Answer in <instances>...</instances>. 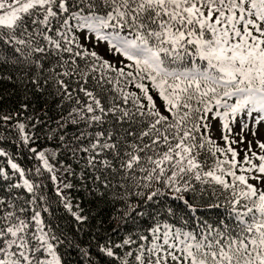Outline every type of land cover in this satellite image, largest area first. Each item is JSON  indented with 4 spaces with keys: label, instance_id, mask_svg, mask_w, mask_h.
<instances>
[{
    "label": "snow or ice",
    "instance_id": "obj_1",
    "mask_svg": "<svg viewBox=\"0 0 264 264\" xmlns=\"http://www.w3.org/2000/svg\"><path fill=\"white\" fill-rule=\"evenodd\" d=\"M6 8L0 29L8 31L0 41L10 47L0 50V66L15 65L35 90L43 94L51 88L58 104L69 102L66 118L77 126L83 122L75 139L82 142L79 150L101 195L116 177V187L129 181L150 189L155 182L182 193L190 187L185 177L191 176L231 189V221L206 225L198 235L161 234L156 227L150 247L118 256L114 249L136 243L125 239L101 246V252L120 264H129L128 257L135 264H167L169 258L175 264H264V155L251 141L243 161L231 146L217 148L231 160L204 170L194 154L204 146L194 135L202 128L201 140L215 143L207 135L209 113L221 122L229 145L245 142L228 140L230 122L239 116L241 132L248 129L264 151L259 127L264 124V0H0V11ZM26 23L34 26L31 32ZM100 43L118 54L115 62L94 50ZM129 84L139 92L127 90ZM253 158L261 163L252 164ZM11 167L23 177L15 163ZM234 169L255 174L237 175ZM23 187L32 193L28 180ZM159 193L151 191L147 199ZM10 207L0 198V264H60L43 228L42 235L29 234V223ZM32 219L41 224L38 212ZM40 251L52 260L37 256Z\"/></svg>",
    "mask_w": 264,
    "mask_h": 264
},
{
    "label": "trees",
    "instance_id": "obj_2",
    "mask_svg": "<svg viewBox=\"0 0 264 264\" xmlns=\"http://www.w3.org/2000/svg\"><path fill=\"white\" fill-rule=\"evenodd\" d=\"M28 19L24 15V20ZM25 26L29 32L34 27L30 23ZM7 31L0 29V35ZM4 47L10 46L0 41V50ZM127 90L139 92L131 84L127 85ZM58 100L51 88L43 94L35 90L15 65L0 66V117H11L9 120L0 118V153H4L0 155V169L4 173L0 175V198L11 206L8 210L14 209L29 223V234L36 232L32 217L39 213L40 226L43 233H47L48 243L60 264H120L119 260L101 252L100 247L120 244L125 239L135 241L130 248L126 245L114 249L122 257L129 250L137 252L140 245L148 247L153 228L170 226L198 235L206 225L232 220L228 203L232 199L231 189L225 190L214 182L201 183L191 176L185 177L190 187L182 193L155 182L150 189H137L129 181H124L123 187H116L120 180L116 177L113 187L103 189L104 195H101L93 183L94 173L87 166L86 154L79 150L82 142L75 139L84 131L83 122L80 126L68 122L69 102L58 104ZM20 124L24 125L23 130L18 127ZM134 127L139 130L141 125ZM194 135L197 142L204 143L203 147L194 148L201 167L204 170L216 167L220 158L211 144L201 140L205 130L202 128ZM46 148L54 150L53 160L57 164L69 167L65 190L68 205L58 194L50 174L40 165L37 155ZM9 161L18 166L23 177L12 169ZM24 180L33 185L32 193L23 187ZM16 184L21 187H14ZM180 186L183 187V182ZM156 189H160V193L148 200L147 194ZM138 191L144 195H136ZM114 193L124 198H116ZM141 236L147 239L141 240ZM37 256L45 257L42 251L37 252ZM127 259L129 264H135L132 257Z\"/></svg>",
    "mask_w": 264,
    "mask_h": 264
},
{
    "label": "rangeland",
    "instance_id": "obj_3",
    "mask_svg": "<svg viewBox=\"0 0 264 264\" xmlns=\"http://www.w3.org/2000/svg\"><path fill=\"white\" fill-rule=\"evenodd\" d=\"M8 3H11V0H7ZM10 9H5L3 11H0V15H3L4 11H9ZM79 42L81 43H85L87 44V41L84 40H80ZM94 44L96 43L95 41L93 42ZM95 51H97L99 53L100 56H102L105 60H109L112 62H115L117 59L118 54L113 53L111 51L108 50V45L104 44V43H100L98 47L94 48ZM153 96H155V93H152ZM232 101H229V103H231ZM163 110V109H161ZM210 127H211V132L208 133L207 135L210 136L211 140H213L215 143L211 144L212 145V149L215 150V152L217 153V155L219 156L220 160H231V155L229 154H221V152L216 151L217 148L220 149H226L227 147L231 146L234 150L237 151L238 155H237V160L238 161H243L244 159V155H245V151L247 149V143L249 141L252 142V149L260 154V155H264V151H262L259 147H257L256 144V140L257 137L253 136L248 129H244L243 132H241V119L238 116L236 119L235 123H231L230 122V127L232 128V133L230 135H228V140L229 141H240V140H244V143H232L229 145V143L225 142V140L223 139V136L226 134L225 131L222 129V124L219 121V119H212V114L209 113V121H208ZM251 123H250V127H251ZM262 132V136L260 137L261 140H264V124L259 126ZM240 133L239 136H237L236 134ZM40 153H43V159L40 158L39 153L37 155L40 165L42 167V169H44L45 171H47L51 178L52 181L54 183V186L58 192V194L61 196V198L64 200L65 204L68 205V201L66 198V193L65 190L67 188V173L69 171V167L65 166L63 164H57L53 158H54V150L50 149V148H46L44 150H42ZM248 155L251 157L252 153L249 152ZM252 164L258 165L261 163V161L256 160L255 158L252 159L251 161ZM225 168L228 167L227 164L224 165ZM244 167H248V165H244ZM234 171H236L237 175H246V176H252L255 173H245V172H241L238 169H234ZM231 178V177H230ZM249 183H255V181L249 180ZM34 225H35V234L37 236L42 235L43 233L40 231L41 226L37 225L34 221ZM169 230V229H167ZM166 231V230H164ZM161 230V234L164 232ZM171 231V230H170ZM173 232V231H171ZM151 245L149 244L148 247H150ZM43 255L45 256L43 258V260L48 261V260H52V256L49 255L46 251H42ZM177 255H179V253H177ZM156 257L153 256L152 259L154 260ZM161 264H164V261L161 262ZM167 264H175L174 261H172L170 258L167 261Z\"/></svg>",
    "mask_w": 264,
    "mask_h": 264
}]
</instances>
